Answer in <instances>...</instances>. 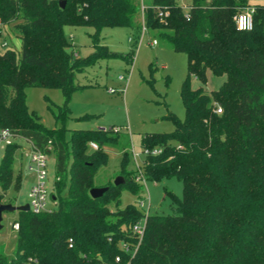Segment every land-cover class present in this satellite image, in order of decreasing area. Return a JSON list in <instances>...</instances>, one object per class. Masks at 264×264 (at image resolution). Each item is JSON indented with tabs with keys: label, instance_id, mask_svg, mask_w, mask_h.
I'll use <instances>...</instances> for the list:
<instances>
[{
	"label": "trees",
	"instance_id": "trees-1",
	"mask_svg": "<svg viewBox=\"0 0 264 264\" xmlns=\"http://www.w3.org/2000/svg\"><path fill=\"white\" fill-rule=\"evenodd\" d=\"M59 1L0 0V23L22 47L0 49V128L54 153L57 201L50 211H19L12 222L19 223L15 251L0 252V264H26L29 256L42 264H264V5H255L250 30H240L234 17L251 0H188L186 7L180 0H152L144 8L146 27L186 54L188 77L181 90L185 118L172 114L173 131L144 135L140 167L156 183L176 176L183 196L166 191L175 201L174 213L146 215L134 253L139 237L133 226L142 214L132 203L120 206V200L125 188L137 193V181L127 175L119 185L95 180L107 161L101 147L119 144L109 135L114 127L70 129L68 140L64 125L48 128L29 109L26 90L61 89L64 105L52 112L64 121L71 95L81 86L76 72L112 54L99 41L100 29L134 27L140 0H65L64 7ZM66 24L93 26L96 51L74 58ZM206 67L226 74L220 88H192L191 74L204 78ZM91 140L97 149H90ZM121 147L123 172L129 153ZM5 148L0 187L18 191L21 172L14 176L13 161L22 146L15 141ZM154 148L160 152L146 153ZM105 186L101 196L91 195L92 188ZM11 198L8 203H15Z\"/></svg>",
	"mask_w": 264,
	"mask_h": 264
},
{
	"label": "rangeland",
	"instance_id": "rangeland-1",
	"mask_svg": "<svg viewBox=\"0 0 264 264\" xmlns=\"http://www.w3.org/2000/svg\"><path fill=\"white\" fill-rule=\"evenodd\" d=\"M188 1V0H184ZM152 0H140L139 12L134 16V27L126 25L104 26L100 29L99 41L112 53L102 56L85 65L76 72V81L80 88L74 91L68 103V114L62 121L52 112L64 105V95L59 88L33 86L27 88V104L30 110L40 115L42 123L48 127L64 125L66 138H70V129H109V135L117 137L119 144L106 142L101 150L105 151L107 161L100 165L95 180L98 183L112 181L118 175L133 176L135 181L145 154L142 148L144 135L151 133L171 132L175 129V118L183 120L186 116L185 103L181 90L188 77V62L184 52L175 51L170 44L159 37L156 31L147 30L143 34L144 17L142 7L152 5ZM253 4H263L264 0H251ZM138 26V27H136ZM2 41L7 47L20 50V40L8 28H2ZM66 36L71 42L74 58H87L95 50L93 34L96 29L84 24H66ZM156 38L157 43H153ZM20 43V44H19ZM205 77L191 74L192 88L204 87L208 90L220 88L227 79L226 74H217L211 68H205ZM22 148L14 154V176L21 172V186L15 191L0 187L2 202L12 200L19 205L30 201L29 192L35 181V172L29 169L31 160L30 144L18 137ZM116 141V140H115ZM96 142L91 140L90 143ZM125 146L128 151L126 170L121 171V159ZM5 149H0V162ZM55 155L51 153L47 162L48 185L54 186ZM132 179V178H131ZM14 181V180H13ZM137 193L125 188L121 194L120 206L132 203L139 207L142 214L139 223L143 224L148 214H172L175 201L183 196V182L176 176H166L156 183L153 179L144 178L137 181ZM169 191L171 194L166 193ZM145 199V206L141 200ZM50 208L57 204L50 203ZM19 211H6L3 215V228L0 231V252L12 254L16 247V230L12 222Z\"/></svg>",
	"mask_w": 264,
	"mask_h": 264
},
{
	"label": "built area",
	"instance_id": "built-area-1",
	"mask_svg": "<svg viewBox=\"0 0 264 264\" xmlns=\"http://www.w3.org/2000/svg\"><path fill=\"white\" fill-rule=\"evenodd\" d=\"M181 2H183V7H186L187 5L185 3H187V1L184 0H180ZM255 5L252 2L248 3L247 5H244L240 8L239 12L235 15L234 19L236 21L237 27L240 30H250L253 28L254 25V13H255ZM144 8L142 7V15L144 17ZM160 15H162V13H160ZM144 19V23H143V27H142V31L143 34L145 33V31L147 30V27L145 25V17ZM0 27L1 30L3 28V25H1L0 23ZM3 32V30L1 31V33ZM153 43H157V40H153ZM1 46L3 47H7L8 43L6 41H1ZM217 112H221V108L219 107L217 109ZM16 138H18V136L14 135V133L8 129V128H0V149H6L5 147L13 142L16 141ZM26 140V139H25ZM28 141V140H27ZM31 147V151L29 153V157L31 160V164L29 165V169L35 172V181L34 184L31 186L30 192H29V197H30V201L29 206H30V210L33 212H36L37 214L39 212L42 211H50L53 208H50V203H55L57 204V201L53 198V186L50 189L49 187V176H48V169H47V162L49 159V153L47 152H43L40 150H37L34 148V144L31 141H28ZM91 148L93 149H97L98 145L95 142H91L90 143ZM154 153V154H158L160 152V149L154 148L153 150H146V153ZM144 175L139 167L138 170V175L136 177L137 181H141L142 179H144ZM141 205L145 206V199L143 198L141 200ZM12 228L14 230H18L19 229V223H13L12 224ZM144 230H145V221L143 224H140L139 222H137L134 226H133V231L134 233L137 235L138 238V242L135 245V248L133 249V252L135 253V251L138 249L139 243L141 241V239L143 238V234H144ZM73 240L72 238L69 239V245H72ZM125 249L128 250L130 249V246L125 244L124 245ZM26 264H42L40 263V261L38 260V258L34 257V256H29L25 262Z\"/></svg>",
	"mask_w": 264,
	"mask_h": 264
},
{
	"label": "water",
	"instance_id": "water-1",
	"mask_svg": "<svg viewBox=\"0 0 264 264\" xmlns=\"http://www.w3.org/2000/svg\"><path fill=\"white\" fill-rule=\"evenodd\" d=\"M65 3L66 1L65 0H60L59 1V4L61 7H64L65 6ZM124 182V178L121 176V175H118L115 180H114V184L115 185H119L121 183ZM1 183V182H0ZM108 187H94L90 190V193L93 197H99L101 196L106 190H107ZM53 198H55L53 196ZM30 210V206H29V203H24V204H12V203H4L2 202V199H1V194H0V231L1 229L3 228V215H4V212L6 211H29Z\"/></svg>",
	"mask_w": 264,
	"mask_h": 264
},
{
	"label": "crops",
	"instance_id": "crops-1",
	"mask_svg": "<svg viewBox=\"0 0 264 264\" xmlns=\"http://www.w3.org/2000/svg\"><path fill=\"white\" fill-rule=\"evenodd\" d=\"M16 38H18V37H16ZM18 39L20 40V43H21V39H20V38H18ZM20 43H19V44H20ZM19 47H20V49L22 48L21 45H19Z\"/></svg>",
	"mask_w": 264,
	"mask_h": 264
}]
</instances>
